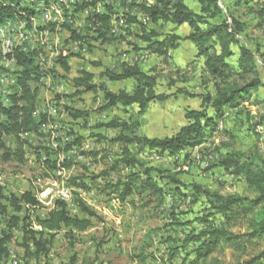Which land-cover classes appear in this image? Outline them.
<instances>
[{
    "label": "trees",
    "instance_id": "16d2710c",
    "mask_svg": "<svg viewBox=\"0 0 264 264\" xmlns=\"http://www.w3.org/2000/svg\"><path fill=\"white\" fill-rule=\"evenodd\" d=\"M34 1L0 0V25L19 18V22H34L37 14L28 5ZM196 1L198 9L191 8L185 0H142L139 4L150 24L189 25L192 31L185 36L178 34L176 29L162 34L142 22L137 15L127 16L126 20L135 29L137 27L138 31L133 34L146 44L144 49L158 56L170 55L184 41L196 47L197 57L204 58V73L210 77L213 88L201 93L202 108L187 109V124L172 136L163 138L139 134L141 122L138 118H133L131 122L117 119L99 124V127L120 130L118 136L111 140L100 134L97 136L104 143H119L121 156L116 154L118 157L105 164L106 169L99 174L74 176L70 181L78 188L90 189L92 186L86 182V178L90 179L97 191L109 200L118 199L123 204L129 203L142 209L153 207L154 212L162 216L164 225L149 230L141 246L131 255L135 264H151L158 260L155 250L150 251L158 235H161V243L166 245L167 253L165 258L160 259L161 264H264V97L260 94L264 89V79L255 50L238 37L247 25L235 17L232 23L229 22L232 15L230 3L224 9L219 0ZM253 1L233 0L234 5L246 7L251 6ZM90 4L85 3L84 6ZM111 14L103 12L91 16L93 25L97 26L104 39L110 34ZM19 49H15L8 59H14L20 66L17 76L20 90L11 97L8 106L0 99V161L3 162L16 160L24 163L28 142L22 135L39 134L41 126L48 123L46 115L36 116L38 92L29 81L38 70L35 53ZM235 56L236 64H233ZM65 68L68 69V65L65 64ZM102 76L111 81L133 79L135 87L132 91L113 92L106 85L92 82V73L84 72L83 76L74 80L75 86L85 91H103L106 104L101 109L119 104L127 107L136 105L143 114L151 102L166 98L156 90L158 77L145 72L138 65L124 64L120 71L106 68ZM253 97L255 99L251 100ZM247 102L262 107V110L253 112L246 106ZM234 109L237 114H244L246 130L255 137L256 143L250 154L244 155V159L230 153L214 165L223 167L230 175H242L247 190L253 192L254 196L224 194L203 183H185L180 177L185 171L177 169V165L175 168L149 165L140 158L145 150H157L168 152L177 163L179 159L176 158L182 150L204 144L208 136L218 130L221 121L226 124L227 111ZM85 114L81 110L72 111L75 119ZM8 137L16 140V148L7 144ZM81 143L82 138L75 136V140L68 145L73 148ZM82 154L95 159L100 157L103 161L107 155H113L107 148L83 151ZM52 165L55 166L54 163ZM122 167L128 168V171L120 174ZM114 173L118 176L112 179ZM98 179H105L106 184H97ZM77 196L75 203L82 215L72 214L69 203L60 198L47 212L37 213L43 205L34 192L26 191L21 196L7 194L0 185V215L5 222L0 229V264L11 262L10 243L16 230L21 233L19 243L24 264H40L44 260L50 261L58 233L65 231L69 239H75L77 234L94 227L96 218L100 219L96 209L80 194ZM168 196L171 198L169 203L166 201ZM104 242V239L100 240L98 247H102ZM77 263L78 256L74 254L70 264Z\"/></svg>",
    "mask_w": 264,
    "mask_h": 264
},
{
    "label": "rangeland",
    "instance_id": "374dc122",
    "mask_svg": "<svg viewBox=\"0 0 264 264\" xmlns=\"http://www.w3.org/2000/svg\"><path fill=\"white\" fill-rule=\"evenodd\" d=\"M94 1L76 0L75 4L62 5L54 0H35L28 3L29 8L37 14L36 20L27 24L29 27L20 23V18L12 19L16 21L13 24L22 30L21 33L11 34L17 45L16 51L25 47L33 51L38 65L37 75L29 80L38 92L36 116L46 115L48 123L45 125L50 124L41 135H24L28 142L25 146L24 163L16 160L0 161V185H3L7 194L21 196L26 191L34 192L43 205L37 213L47 212L53 207L56 199H63L61 192H67L69 198L63 200L69 203L71 213L82 215L75 203L77 195L80 194L96 209L100 218H96L94 227L77 234L75 239H69L65 231L58 233L50 261L44 260L40 264H70L74 254L78 256L77 264L101 261H106L105 264H135L131 255L141 246L149 230L164 225L162 216L157 215L153 207L142 209L129 203L122 206L123 204L116 200H109L97 191L90 179L86 178V182L92 186L90 189L78 188L70 180L74 176L99 174L106 169L105 164H110L121 154L119 143H104L98 138L100 134L111 140L118 136L120 130L99 127V124L117 119L131 122L133 118H138L141 122L139 134L158 138L172 136L187 124L186 110L201 109V93L208 88L213 89L210 77L204 73L203 57L190 54V50H185V47L184 52H178L176 55L174 52L177 49L172 50L168 56L151 53L144 49L146 44L137 40L133 34L138 31L137 27L135 29L126 19L127 16L137 15L142 22L162 34L176 29L182 36L192 31L189 25L176 26L162 22L157 25L150 24L147 15L139 8L142 0H96L94 4H90ZM185 1L191 8L197 5L196 0ZM85 3L90 6H84ZM227 3L232 6L229 22L232 23L235 17L247 25L246 30L238 37L241 42L255 50L264 79V0H254L252 5L247 7L234 5L233 0H219L224 9ZM103 12L112 13L110 34L108 33L106 39L100 36V31L91 20L94 13ZM26 29L32 33L31 36L26 37ZM183 43L187 44L189 41ZM236 59L237 56L232 59L233 64H236ZM124 64L138 65L145 72L156 75V90L166 98L151 102L143 114L136 105L127 107L119 104L105 110L101 109L106 104L103 91H85L84 88L77 89L75 86L74 80L77 77L83 76L84 72H90L94 75L92 82L106 85L110 91H132L135 87L133 79L111 81L102 76L106 68L120 71ZM19 72L17 61L0 59V76H19ZM19 90L18 87L14 94ZM260 94L264 97V89H261ZM13 95L9 97L10 103L5 104L6 106L11 104ZM254 99L255 97L251 98ZM246 106L253 112L262 110V107L253 106L250 102H247ZM75 110L84 111L86 114L75 119L72 116V111ZM225 116L226 124L220 126L219 123L218 130L212 132L204 144L182 150L181 155L176 158L179 159L177 163L168 152L157 150H145L141 152L140 158L149 165H161L166 168H175L177 165V169L182 168L185 171L180 176L185 183H203L224 194L241 193L254 196L253 192L247 190L242 175H230L223 167L214 165L230 153L244 159V155H249L256 143L255 137L246 130L244 114L239 115L234 109L227 111ZM75 136H80L82 143L69 148L68 143L74 141ZM6 142L10 147L16 148V140L13 137H8ZM103 148H107L114 156L107 155L103 161L100 157L95 159L82 154L83 151ZM127 171L122 167L120 174ZM117 176L118 174L114 173L111 177L115 179ZM98 183L104 186L106 180L98 179ZM166 201L171 202V198L168 196ZM4 224V218L0 215V229ZM160 238L161 235L155 236L154 246L150 250H155V257L158 258L151 264H161L160 259L167 256L166 245L161 243ZM103 239L106 243L99 248L98 242ZM20 241L21 233L16 230L10 243L12 256L9 264H24Z\"/></svg>",
    "mask_w": 264,
    "mask_h": 264
},
{
    "label": "bare ground",
    "instance_id": "6f19581e",
    "mask_svg": "<svg viewBox=\"0 0 264 264\" xmlns=\"http://www.w3.org/2000/svg\"><path fill=\"white\" fill-rule=\"evenodd\" d=\"M59 2L62 5L63 4H75L76 0H59ZM15 22L16 21L10 20V21H7L6 23H4L3 25H0V52H1V55H2V59L1 60H3V61H7V60H11L13 62L15 61L14 59H8V57L11 54H13V52L15 51L16 46H17L15 44V41L13 40L11 34H13L15 32L16 33L17 32H19V33L22 32V30L20 31L18 29L17 25L13 24ZM20 23L23 24V22H20ZM27 24H28V22L25 21V24H23V25H27ZM27 27H29V26L27 25ZM27 29L24 32L26 37L32 35V33L29 30L27 31ZM33 35H35V34H33ZM23 50H27L26 47ZM17 82H18L17 81V75L13 76V75H10V74H3V75L0 76V97L2 98L1 100L4 102V104L7 105L8 102L10 103V101L8 99V96L10 94V90L12 88H14V91H13L12 95L18 90L19 86L17 87ZM61 196H62L63 199L69 198V194L67 192H61Z\"/></svg>",
    "mask_w": 264,
    "mask_h": 264
},
{
    "label": "crops",
    "instance_id": "0c3cea01",
    "mask_svg": "<svg viewBox=\"0 0 264 264\" xmlns=\"http://www.w3.org/2000/svg\"><path fill=\"white\" fill-rule=\"evenodd\" d=\"M198 7H199V5H198V3H197V5L195 6V8L194 9H198ZM183 26H185V25H183ZM184 47H185V50H190L189 51V53L190 54H192V55H194V54H197V49H196V47L191 43V42H189V43H187V44H182L178 49H177V51H175L174 53H175V55L179 52V53H181V52H184ZM50 124V123H49ZM49 124H47V125H43L41 128H40V133L39 134H36V135H41V134H43V130H45V129H47L48 127H49ZM45 126V127H44ZM30 134H33V133H30ZM24 135H26V134H24ZM24 135H22L23 136V138H25V136ZM125 169H127L128 170V168H125ZM114 200H116L117 202H120L118 199H114ZM121 203V202H120ZM123 204V203H122ZM125 204H123L122 206H124Z\"/></svg>",
    "mask_w": 264,
    "mask_h": 264
},
{
    "label": "built area",
    "instance_id": "2783aa9c",
    "mask_svg": "<svg viewBox=\"0 0 264 264\" xmlns=\"http://www.w3.org/2000/svg\"><path fill=\"white\" fill-rule=\"evenodd\" d=\"M55 1V0H54ZM56 3H58L57 1H55ZM79 4V3H78ZM23 24H25V21H23ZM46 29V28H45ZM5 31V30H4ZM44 61L45 62H47V59L46 58H44ZM17 87H18V82H17ZM13 91H14V88H12L11 90H10V94H9V96H8V99H9V97L12 95V93H13ZM220 126H223V121H221L220 122ZM184 151V150H183ZM74 153H75V150H74ZM181 153H182V151L180 152V154L179 155H181ZM178 155V156H179ZM70 200V199H69Z\"/></svg>",
    "mask_w": 264,
    "mask_h": 264
}]
</instances>
